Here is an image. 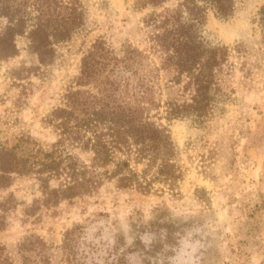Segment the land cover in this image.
I'll use <instances>...</instances> for the list:
<instances>
[{"label":"rangeland","instance_id":"obj_1","mask_svg":"<svg viewBox=\"0 0 264 264\" xmlns=\"http://www.w3.org/2000/svg\"><path fill=\"white\" fill-rule=\"evenodd\" d=\"M82 1L86 24L56 46L52 64L38 62L26 36L17 38L19 55L0 60V143L13 145L26 132L47 148L56 141L44 117L62 102L83 53L96 39L104 38L116 51L127 41L145 46L142 18L148 10H135L136 0ZM263 5L264 0H236L229 19L209 12L205 35L260 47L257 18ZM236 74L224 110L203 123L191 118L170 122L184 172L174 190L157 183L154 192L142 194L115 190L108 183L97 197L42 206L32 216L25 210L42 194L36 180L19 178L0 191V198L12 193L18 202L0 225V247L9 264H24L19 246L32 233L49 245L50 264H66L64 233L77 223L86 225L87 264H112L119 240L125 242L120 250L137 249L128 256L129 264H264V68L255 70L252 82ZM168 79L164 73L159 85L164 99L178 94ZM75 152L89 159L87 153ZM39 259L31 253L34 264Z\"/></svg>","mask_w":264,"mask_h":264},{"label":"trees","instance_id":"obj_2","mask_svg":"<svg viewBox=\"0 0 264 264\" xmlns=\"http://www.w3.org/2000/svg\"><path fill=\"white\" fill-rule=\"evenodd\" d=\"M134 8L148 10L142 18L145 46L127 41L116 51L104 38L89 46L62 102L44 117L56 141L47 148L26 132L13 145L0 143V191L25 178L36 180L42 193L26 215L42 206L90 200L108 183L115 190L142 194L154 192L157 183L174 190L184 172L170 122H207L231 101L236 73L252 82L255 70L264 68V5L257 18L262 33L258 48L205 35L209 12L232 18L236 0H136ZM86 18L82 0H0V60L19 55L17 38L26 36L38 62L52 64L56 46L82 30ZM164 73L178 88L176 96L165 99L159 86ZM17 204L12 193L0 198V225ZM85 230V224L77 223L64 233L66 264H87L91 250H86ZM123 245L119 240L112 264H129L128 256L137 250H120ZM19 250L24 264H34L33 252L40 255L35 264H50V247L35 233L22 240ZM4 251L0 247V264H9Z\"/></svg>","mask_w":264,"mask_h":264}]
</instances>
